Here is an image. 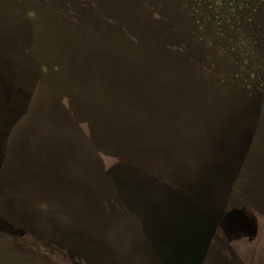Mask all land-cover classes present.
Returning a JSON list of instances; mask_svg holds the SVG:
<instances>
[{"label": "rangeland", "instance_id": "374dc122", "mask_svg": "<svg viewBox=\"0 0 264 264\" xmlns=\"http://www.w3.org/2000/svg\"><path fill=\"white\" fill-rule=\"evenodd\" d=\"M0 264H264V0H0Z\"/></svg>", "mask_w": 264, "mask_h": 264}, {"label": "trees", "instance_id": "16d2710c", "mask_svg": "<svg viewBox=\"0 0 264 264\" xmlns=\"http://www.w3.org/2000/svg\"><path fill=\"white\" fill-rule=\"evenodd\" d=\"M82 149H83V150H87L86 147H82ZM95 149H96V151H95ZM101 152L105 153L104 150L99 149V148L97 149V147H93V149L90 151L89 155H90V157L95 158V162H97V161L99 160V155H100ZM83 153H84V152H83ZM105 154H106V153H105Z\"/></svg>", "mask_w": 264, "mask_h": 264}]
</instances>
